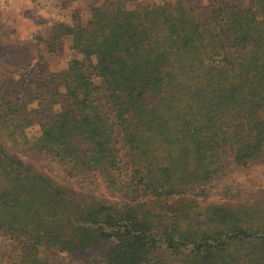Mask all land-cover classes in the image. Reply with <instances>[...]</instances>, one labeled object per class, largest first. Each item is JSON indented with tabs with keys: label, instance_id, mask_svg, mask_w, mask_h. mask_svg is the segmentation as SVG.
Here are the masks:
<instances>
[{
	"label": "trees",
	"instance_id": "16d2710c",
	"mask_svg": "<svg viewBox=\"0 0 264 264\" xmlns=\"http://www.w3.org/2000/svg\"><path fill=\"white\" fill-rule=\"evenodd\" d=\"M88 9L45 41L70 38L64 67L0 75V264H264V201L209 200L264 164V0Z\"/></svg>",
	"mask_w": 264,
	"mask_h": 264
},
{
	"label": "rangeland",
	"instance_id": "374dc122",
	"mask_svg": "<svg viewBox=\"0 0 264 264\" xmlns=\"http://www.w3.org/2000/svg\"><path fill=\"white\" fill-rule=\"evenodd\" d=\"M103 0H0V75L9 72L15 77L27 70L35 72L42 68L49 71L60 70L64 67L69 57L70 38H63L58 51L48 52L45 41L48 40L55 25H70V15L78 11L84 20L88 16V8L92 3L100 4ZM127 6L132 8L141 4L158 2L161 0H125ZM171 4L182 2L195 10H202L206 4L213 0H165ZM7 3L9 9L7 8ZM35 6H40L36 8ZM11 7V8H10ZM15 8L23 15L22 21L17 22V15H12L11 10ZM8 11V13H7ZM10 13V14H9ZM19 13V14H20ZM14 17V20L12 18ZM27 64L31 65L26 68ZM27 69V70H26ZM36 133L34 128L29 132ZM14 156L19 160L33 166L38 172L49 176L53 182L77 190L74 178L68 179L64 168L53 170L48 163L41 158L27 153L25 148L13 151ZM224 186L232 188L231 196H222ZM87 189H84L85 191ZM89 193L96 200H113L108 196L104 188L97 184ZM209 200L216 202H239L244 198H252L264 201V164L248 165L246 168L234 167L232 172L221 180L211 182ZM7 243L4 236L0 234V253L6 249ZM100 252L89 251L79 253L76 257L66 256L65 261L70 264H97ZM62 256V255H61Z\"/></svg>",
	"mask_w": 264,
	"mask_h": 264
},
{
	"label": "crops",
	"instance_id": "0c3cea01",
	"mask_svg": "<svg viewBox=\"0 0 264 264\" xmlns=\"http://www.w3.org/2000/svg\"><path fill=\"white\" fill-rule=\"evenodd\" d=\"M8 1H9V2L12 1V3H13L14 0H8ZM20 1H21V0H20ZM23 1L25 2L26 0H23ZM7 6H8L7 8L9 9L10 4L8 5V3H7ZM35 7H36V8H39L40 6H35ZM10 8H11V7H10ZM7 13H8V11H7ZM10 13H12V15H13V14H14V15H17V16H14V15H13L14 17H17V19H16L17 22L22 21V19H27V18L22 17L23 15H22V14H21L16 8H15V10H11ZM10 13H9V14H10ZM19 13H20V14H19ZM14 17L12 18V20H14ZM49 37H50V35H49Z\"/></svg>",
	"mask_w": 264,
	"mask_h": 264
}]
</instances>
